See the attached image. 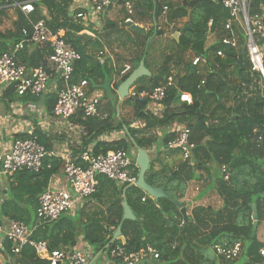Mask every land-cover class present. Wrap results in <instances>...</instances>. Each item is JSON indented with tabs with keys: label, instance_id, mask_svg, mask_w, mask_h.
I'll use <instances>...</instances> for the list:
<instances>
[{
	"label": "trees",
	"instance_id": "16d2710c",
	"mask_svg": "<svg viewBox=\"0 0 264 264\" xmlns=\"http://www.w3.org/2000/svg\"><path fill=\"white\" fill-rule=\"evenodd\" d=\"M263 1L252 0L249 8L250 17L259 13ZM12 2H31L33 12L29 20L36 22L44 19L48 31L53 35L59 30L64 32L65 48L74 50L80 56L74 65L72 84L86 81L91 87L98 82L111 81L114 70L109 61L99 64L89 54V51L102 47L103 37L100 36L91 42L82 39L80 33L83 28L77 20L68 15L72 0H12ZM120 2L131 3L134 18L138 22L151 25L149 37L136 33L124 34L125 42L128 41L134 48L131 51L132 71L137 68L140 61H143L152 76L161 78L139 79L132 89L136 92H151L162 85L173 71L175 87L167 91L160 117L147 112V103L142 100L137 98L124 100V105L132 109L134 118L145 122L142 129H131L125 122L113 121L112 118L103 121L88 118L81 121V115L78 117V123L90 128L87 135L89 142L96 141L105 133L126 130L127 134L122 139L109 143H95L91 151L94 156L118 150L131 152L134 148L129 137L139 148L148 151L153 142L151 137L146 136L149 130L166 127L168 123H177L190 130L189 141L193 144L190 159L185 162L179 161L174 167H169L164 161H175L179 157L178 151L162 155L157 152L156 160L162 163L163 167L156 171L155 164L151 161L150 170L145 174V182L149 186L164 187L167 199H160L157 202L148 197L142 202L145 194L138 188L121 187L104 176H96L97 192L91 198L102 199L106 191L113 190L118 202L111 204L107 212L110 217L117 214V223L112 221L108 223L109 219L104 218L101 222L82 224L79 218L62 216L54 223L38 227L32 239L36 242H46L48 250L53 251L72 247L81 234L83 240L96 253L102 252L109 257L110 249L121 245L119 241L111 242L114 231L109 230L111 226L115 230L120 224L121 195L134 216L140 220V223L130 221L122 223L123 248L126 252H138L146 250L147 247L155 249L159 258L147 264H264V258L259 254V251L264 249V88L260 75L251 71L245 52L244 36L239 34L235 47L223 45V39L233 37L224 28L228 13L222 6L212 4L208 0H176V3H172L171 0H120ZM1 3L4 5L5 0ZM163 7L168 9L169 22L186 21L184 26L188 25L190 29L177 40L171 39L172 45L161 50V61L158 62L154 48L159 46L161 38L156 37L157 29L154 25L161 16ZM109 27L114 28L115 25ZM22 28L29 30L28 21L19 15L14 31L0 34V55L7 50L9 42L17 43L22 40ZM209 34L215 36V41L206 48ZM237 34L236 32V36ZM256 44L262 46L264 40H256ZM36 49L38 62L41 61L40 64L49 71L48 43ZM218 52L222 53V57L216 56ZM187 54L205 58L206 67H193L190 61H186ZM240 57H243V69L238 65ZM21 63L25 64V61L22 59ZM36 66L38 63L27 67ZM128 75L122 77L115 85L116 90ZM201 80L205 82L202 87L199 86ZM181 93H188L191 96L190 104L179 102ZM2 96L7 103H12L16 96L13 86L7 87ZM17 97L24 104L39 102V99L29 95ZM55 103L56 94L47 95L43 101L49 113ZM176 136L177 132L165 135L162 141L163 148ZM34 137L48 152L49 149L43 143L44 136L40 134L17 135L14 138ZM74 163L83 166L79 159ZM63 168L62 161L47 156L39 172L15 173L11 177L13 183L7 190L8 200L0 205V219L22 222L29 228L34 227L36 216L35 213L32 215V211L36 210L38 200L48 188L50 180L59 175ZM222 168L228 175L227 181L224 180ZM137 174L138 170L135 168L133 175L136 177ZM200 174L207 178L206 187L209 186L216 192L221 200V207L217 210L211 207H196L187 216V220L183 221L172 201H181L187 184L193 180L203 179ZM252 205H255L257 213L254 238L250 237ZM235 244H240L241 252L233 261H226L217 256L213 249L214 246L229 248ZM4 245L3 253L7 257V264H47L36 258L31 247H24L15 256L11 254L9 244L6 242ZM112 262L125 264L120 260Z\"/></svg>",
	"mask_w": 264,
	"mask_h": 264
},
{
	"label": "built area",
	"instance_id": "2783aa9c",
	"mask_svg": "<svg viewBox=\"0 0 264 264\" xmlns=\"http://www.w3.org/2000/svg\"><path fill=\"white\" fill-rule=\"evenodd\" d=\"M12 1V0H10ZM212 4L222 6L228 13L225 22V31L232 34V39H223L225 46L235 47L242 34L245 38V52L251 65V71L257 72L264 88V44L259 46L256 40H264V1L259 13L249 16V8L252 0H208ZM114 0H94L92 6L93 14L99 15L107 10ZM21 13L26 16L33 12L31 2L17 4ZM129 15L133 14V6L129 2L123 4ZM167 7H163L162 16L166 15ZM77 18H84L83 14H78ZM167 23V22H166ZM169 23V22H168ZM211 25L209 22L208 26ZM29 30L21 29L22 40L11 45L0 55V86L5 88L13 86L18 96L29 95L33 98H41L48 88L50 80L55 82L56 103L51 111V116L57 120L67 121L78 114L84 119L98 118L100 111V101L91 98L88 93L86 81L72 84L74 65L79 61L80 56L74 50L65 48L64 40L60 37L61 31L51 34L48 31L45 20L36 22L29 21ZM170 30H174V24H168ZM236 32L238 33L236 36ZM51 35V36H50ZM49 36V37H48ZM48 43L50 50L49 71L42 65L36 68H28L18 60V55L26 46L41 47ZM99 58L101 53L97 55ZM217 57H222V53H216ZM193 67H206V59L203 57H193L190 61ZM130 71L129 66H125L120 76H124ZM204 80L200 81V87L204 85ZM175 87L174 77H168L166 81L151 92L130 91L129 98L146 100L157 106H161L166 93ZM179 102L190 104L191 96L188 93L179 95ZM32 114L41 110L30 109ZM107 115L101 117L105 120ZM190 130L181 127L177 131V136L166 144L163 148L165 153L178 151V155L183 162L188 161L191 156L193 144L190 143ZM48 154L43 146L37 143L36 139H13L6 150L0 156V184L17 172L37 173L42 168V162ZM78 159L83 166L77 165L72 160H66L64 165V176L67 181L68 191L47 189L40 196L35 211L36 229L45 224L57 221L62 215L69 213L75 203L89 200L96 192L98 182L96 176L101 175L121 187H135L136 178L132 175V170L136 167L132 154L124 150L110 151L103 155L94 156L90 150H84L79 154ZM222 172L225 174L224 169ZM228 175H224L227 181ZM142 202L145 201L143 197ZM32 230V231H33ZM0 236L9 243L10 251L13 255H18L24 247H31L36 256L47 262V264H94L90 261L89 252L73 249L71 252L59 250H48L44 242H36L32 239V234L28 226L22 222L8 221L0 224ZM217 256L226 261L236 260L240 256L241 246L235 244L232 247H213ZM264 258V249L259 251ZM159 255L151 247L138 252H126L123 245L114 246L110 249L109 259L111 261L120 260L125 264H139L143 260H157Z\"/></svg>",
	"mask_w": 264,
	"mask_h": 264
},
{
	"label": "crops",
	"instance_id": "0c3cea01",
	"mask_svg": "<svg viewBox=\"0 0 264 264\" xmlns=\"http://www.w3.org/2000/svg\"><path fill=\"white\" fill-rule=\"evenodd\" d=\"M176 3V0H171ZM3 2V0H0ZM23 3V2H21ZM17 4L13 3L10 0H5V4L0 6V34H5L7 32H13L15 29V24L18 22L19 15H22L28 21L29 16L21 13ZM32 4V3H31ZM94 4V0H72L70 7L68 8V15L73 20H77L80 26L83 28V31L80 33V36L86 35L87 39L85 41L91 42L95 39H99V37H103L101 40L102 47L99 50L89 51V54L94 57L95 61L99 64H103L106 61H109L111 68L114 70V74L112 75L111 81L107 82H98L93 86H88V95L91 98H97L100 101V111L99 117L97 118L100 121H103L101 117L103 115H107V118H112L113 121H121L125 122L131 129H142L144 127L145 122L142 120H136L133 116V111L130 107L124 105V100L119 101V97L117 96V90L115 89V85H117L121 78L128 75L132 71V54L131 51L134 49L132 44L128 41L125 42L124 34L132 35V33H136L129 28L123 27V24L131 21L133 24L137 25L140 28H143L145 31H150V24L144 22H138L133 14L129 15L127 11L124 9L123 4H121L120 0H114L113 4L105 10L102 14L96 15L92 12V6ZM8 11V16H12L11 18H6L4 16L5 10ZM42 13L46 12L42 11ZM168 10L165 16H161L158 18L157 23L154 25L156 29L162 30L164 32L163 36L157 37L161 38L159 42H162L165 38L171 37L176 31H179L181 28L185 27L184 24L186 21H168ZM44 14V15H45ZM78 14H83L84 18H77ZM133 16V17H132ZM41 20V19H40ZM44 20V19H42ZM167 22V23H166ZM169 22V23H168ZM77 23V24H78ZM174 24V30H170L168 28V24ZM109 25H115L114 28H110ZM29 28V26H28ZM61 31L60 37L63 39L64 32ZM137 34V33H136ZM172 39V38H171ZM13 41L7 44V49L13 45ZM159 44V43H158ZM156 53H159V46L155 47ZM165 49V48H163ZM163 51V50H162ZM166 51V50H165ZM37 49L34 46H26L25 49L20 53L18 60L22 62V59L25 61L26 66L36 65L38 63L39 67L41 66L38 62L39 56L36 54ZM101 53L102 56L99 58L97 55ZM129 55V56H128ZM188 55V61H191L193 56ZM159 57V56H158ZM187 58V57H186ZM35 59H37L35 61ZM130 60V63L126 62ZM40 64V65H39ZM125 66L130 67V71L126 73L124 76H120V73L124 70ZM33 67V68H36ZM118 71H120L118 73ZM173 77H175L174 71L172 73ZM169 76V77H171ZM107 84L108 92L110 98L104 97V94L98 93L99 91L103 92V85ZM121 84V83H120ZM119 87V86H118ZM6 88L0 86V103H2V107L0 108V156L6 152L11 141L17 135H26L31 136L40 134L44 136L43 143L46 144L49 149L47 154L49 157L60 160L65 165L66 160L77 161L79 157V153L81 154L84 150L92 151L93 146L97 142H113L119 139L124 138L126 135L125 130L118 132H109L98 137L96 141H88L87 135L89 134L90 128L85 125H82L79 122L78 117L80 114L73 116L67 121L57 120L51 116V114L47 111L45 105L43 104L44 98L47 95L55 94V82L50 80L48 83V88L45 94L39 99L38 103H22L19 99H17L18 95L14 97L12 103H7L6 99H3V92ZM118 89V88H117ZM132 89V88H131ZM129 90L135 91V90ZM129 98V97H128ZM126 100V99H125ZM118 103L117 113L119 114L120 119L117 120L115 116L112 114L116 111V105ZM119 107H121V112L119 111ZM163 106H157L153 103L147 102L146 111L152 113L155 117H160L163 113ZM30 109L41 110V112L32 114ZM82 116V115H81ZM106 118V119H107ZM86 119L81 118V121ZM183 127L177 123H168L166 127L155 128L149 130L146 136H149L153 139L148 151H146L150 157V160L154 162V169L156 171L161 170L163 167L162 163L157 161V152L165 154L163 151L162 141L165 135H169L173 132H177L180 128ZM124 129V128H123ZM92 136V132L91 135ZM36 139V137H34ZM135 150V149H134ZM132 150V151H134ZM132 157L134 159L135 164V155L133 152ZM166 165L169 167H174L178 161H164ZM136 168V167H135ZM134 169L132 170L133 175ZM134 176V175H133ZM12 177V176H11ZM9 177L5 181L0 184V205L8 200V187L13 183V179ZM135 177V176H134ZM137 178V175L136 177ZM206 181L203 179L193 180L187 184V189L184 193V197L179 203L186 209L187 216L190 215L191 211L196 207H211L208 203H215L216 207L213 208L215 210L221 207V200L217 196L216 192L212 190L209 186L206 187ZM47 189H57V190H66L68 191L67 181L64 176V168L60 171V174L55 176L50 180ZM46 189V190H47ZM146 195L144 198L146 199ZM121 208L122 202L124 201L123 197L120 195ZM118 202L117 195L113 190L106 191L105 197L102 199L91 198L89 200H85L82 202L75 203L73 209L62 216H70L74 218H79L82 224L90 223V222H101L104 218H108V223L118 221L117 214H113V216H109V212H107L108 207L111 204H115ZM131 209V208H130ZM36 211V210H35ZM34 209L32 211V215L35 213ZM123 214V210H122ZM122 214L120 219V224L122 220ZM61 216V217H62ZM109 216V217H108ZM8 220L1 218L0 224L7 223ZM56 222V221H55ZM54 223V222H53ZM119 224V225H120ZM27 226V225H26ZM35 227V226H34ZM29 228L31 234L37 230L33 228ZM117 229V228H116ZM113 227H109V230L116 231ZM33 230V231H32ZM114 234V233H113ZM113 236V235H112ZM115 241H119L121 245L124 244L123 236L120 239ZM111 242H113L111 240ZM6 241L2 238L0 239V257L6 261L7 257L4 255V249ZM46 243V242H44ZM9 244V243H8ZM73 249H78L82 251L89 252L90 261H93L94 264H113V262L109 259L106 254H102V252L96 253L90 245H88L84 240L82 235L80 234L76 240V243L72 247H63L59 251L63 252H71ZM10 250V245H9ZM11 252V251H10ZM35 253V251H34ZM6 254V253H5ZM12 254V253H11ZM16 256V255H15ZM36 256V254H35ZM37 259H39L36 256ZM41 260V259H39ZM43 261V260H41ZM139 264H147L148 262H153L155 260H143ZM7 264V261H6Z\"/></svg>",
	"mask_w": 264,
	"mask_h": 264
},
{
	"label": "water",
	"instance_id": "95a60500",
	"mask_svg": "<svg viewBox=\"0 0 264 264\" xmlns=\"http://www.w3.org/2000/svg\"><path fill=\"white\" fill-rule=\"evenodd\" d=\"M123 27L129 28L132 31L136 32L139 35L149 37L150 31H145L143 28L138 27L137 25L133 24L131 21H128L123 24ZM190 28L188 25L185 27L181 28L179 31H176L171 38L174 40H177V38L182 35L185 31H188ZM164 32L162 30H157L156 36L160 37L163 36ZM82 39L86 40L87 36L84 34L82 35ZM238 65L241 66L243 69V57L239 58ZM152 77L154 80H161L159 76H152L151 72L145 67L144 62L140 61L137 68L133 70L128 77L119 85L117 89V96L119 97V101H123L125 99H128V93L129 90L133 87V85L142 78H150ZM144 103H147L146 100H144ZM126 132V130H125ZM127 134V133H126ZM129 140L131 144L133 145V148L136 151L135 155V166L138 170L137 178H136V183L135 187L138 188L141 192H143L148 198L153 200L154 202H157L160 199H167V195L164 192V187L160 188H153L149 186L145 182V174L149 172L150 170V157L146 150L139 148L136 143L134 142L133 139L129 137ZM172 204L179 210L180 215L183 218V221L187 220V214H186V209L176 201H172ZM252 227L250 230V237L254 238L256 228H257V213H256V208L255 205H252ZM122 220L121 224L117 227L116 231L114 232L112 236V241H115L117 239H120L121 237V225L124 221H130V222H137L140 223V220H138L132 210L130 209L129 205L127 204L126 200L122 202ZM0 264H6V261L3 260L0 257Z\"/></svg>",
	"mask_w": 264,
	"mask_h": 264
},
{
	"label": "rangeland",
	"instance_id": "374dc122",
	"mask_svg": "<svg viewBox=\"0 0 264 264\" xmlns=\"http://www.w3.org/2000/svg\"><path fill=\"white\" fill-rule=\"evenodd\" d=\"M172 3H174V1L172 2ZM0 6H2V3L0 2ZM3 11H5V14H4V16L6 17V18H11L10 16H8V11H6V9L5 10H3ZM1 20V19H0ZM214 41H215V36L214 35H212V34H209L208 36H207V41H206V44H205V47L207 48V47H209L210 45H212L213 43H214ZM172 45V42H171V37H168V38H165L162 42H159V50H162L163 48H167L168 46L170 47ZM162 55V51H159V53H156L155 54V56L156 57H158V62H160L161 61V58H160V56ZM129 56V55H128ZM187 58H186V61H188V55L186 56ZM126 62H128V63H130V60L128 61V59H126ZM189 62V61H188ZM181 71V70H180ZM179 71V72H180ZM107 84H105V85H103V92L102 91H99L98 93H102V94H104V97L106 98L107 97V99H109L110 98V95H109V92H108V88H107ZM131 90H133V89H131ZM3 105H2V103H0V108L2 107ZM117 108H118V103H117V105H116V111H115V113H113L112 114V116L114 117L115 116V118L117 119V120H119L120 119V117H119V112L117 113ZM121 107H119V111L121 112ZM120 121V120H119ZM133 152V154L134 155H136V151L134 150V151H132ZM178 162L179 161H182L181 160V158L180 157H178L177 159H176ZM166 161H168V160H166ZM200 176L202 177V178H204V181H207V178L205 177V175H201L200 174ZM206 179V180H205ZM206 184V183H205ZM210 206H212L213 208H218V207H216V205H215V203H214V201L213 202H209L208 203ZM0 239H1V236H0Z\"/></svg>",
	"mask_w": 264,
	"mask_h": 264
},
{
	"label": "bare ground",
	"instance_id": "6f19581e",
	"mask_svg": "<svg viewBox=\"0 0 264 264\" xmlns=\"http://www.w3.org/2000/svg\"><path fill=\"white\" fill-rule=\"evenodd\" d=\"M135 169V168H134Z\"/></svg>",
	"mask_w": 264,
	"mask_h": 264
}]
</instances>
